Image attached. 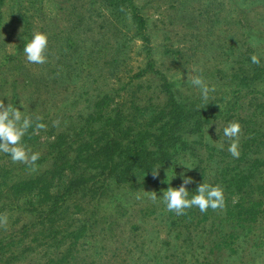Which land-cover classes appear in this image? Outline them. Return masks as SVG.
Returning a JSON list of instances; mask_svg holds the SVG:
<instances>
[{"label": "rangeland", "instance_id": "obj_1", "mask_svg": "<svg viewBox=\"0 0 264 264\" xmlns=\"http://www.w3.org/2000/svg\"><path fill=\"white\" fill-rule=\"evenodd\" d=\"M233 7L228 0H0V99L25 115L76 125L98 102L104 113L118 108L123 125L134 117L144 126L149 110H167L170 98L202 106L200 128L189 132L196 141L168 162L157 183L113 188L99 198L93 223L78 240L75 264H264V163L249 193L263 211L247 222L227 219V206L246 202L223 188V209L201 213L193 207L180 216L159 197L153 203L143 195L161 196L169 187L165 178L174 174L170 184L179 187L181 172L193 180L186 186L189 198L201 182L220 186L221 163L231 167L236 159L222 125L250 118L236 120L239 150L247 132L264 130V82L252 84L247 59L255 54L264 62V4H251L243 16ZM36 30L48 36L42 65L27 62L23 53ZM193 75L215 88L207 105L190 83ZM221 142L223 149L216 147ZM212 147L218 151L211 155ZM256 155L264 158V144ZM3 214L8 224L0 227V238L32 220L16 210ZM223 233L233 234V251L216 248ZM44 249L9 264L42 263Z\"/></svg>", "mask_w": 264, "mask_h": 264}, {"label": "trees", "instance_id": "obj_2", "mask_svg": "<svg viewBox=\"0 0 264 264\" xmlns=\"http://www.w3.org/2000/svg\"><path fill=\"white\" fill-rule=\"evenodd\" d=\"M228 1L234 4L239 16H243L242 10L251 4H264V0ZM138 22L141 27L142 20ZM248 70L252 73V84L264 82V62L251 64ZM169 102L167 110H149L151 116L144 126L134 117L123 125L118 108L114 114H109L112 107L104 113L101 108L104 104L98 102L76 125L64 124L58 117H43L40 122L46 128L34 130L37 117L30 116L33 127L22 143L33 151L42 145L45 152L36 161L35 170L13 163L9 155L0 153V214L16 210L30 215L32 220L0 238V261L14 263L36 247L44 246V262L38 264H75L78 240L93 223V211L99 198L109 197L113 188L139 190L157 183L168 162L187 152L189 142L196 141L192 134L200 128L198 115L202 106L176 102L173 98ZM57 120L59 125L54 126ZM236 120L250 122V118ZM263 139L264 130L247 132L240 145V157L233 166L220 162L223 166L220 186L230 195H243L241 198L246 202L238 201L226 207L225 215L231 221L247 222L255 213L263 211L249 194L260 171L258 166L264 163V158L261 160L256 155L258 147L264 144ZM210 151L212 155L218 150L212 147ZM45 160H48L46 164L37 166ZM158 167L154 178L151 170ZM229 238H233V234L223 233L216 248L233 251L230 245L233 240Z\"/></svg>", "mask_w": 264, "mask_h": 264}, {"label": "clouds", "instance_id": "obj_3", "mask_svg": "<svg viewBox=\"0 0 264 264\" xmlns=\"http://www.w3.org/2000/svg\"><path fill=\"white\" fill-rule=\"evenodd\" d=\"M47 48V34L36 30L32 33L31 38L24 43L23 53L27 62L42 65L47 62ZM250 60L252 64L260 65L261 61L257 55L253 54ZM193 71H195V69H193ZM190 83L200 90L201 99L205 102V105H207L209 93L214 92L215 88H210L200 75L191 76ZM22 107L24 106L22 105ZM41 119V117L36 118L34 130L46 128V125L40 122ZM58 125L59 121L57 120L54 122V126ZM32 127L33 119L30 116L25 115L24 112L9 99L7 104H5L4 99H0V153L9 155L13 163H22L31 166L33 170H35V164L40 158V153L31 151V149L27 148L22 143L23 137L28 132L29 128ZM222 132L224 138L229 141L228 152L234 158H238L240 155V123L236 120L229 121L226 125H222ZM216 147L223 149V142L216 145ZM183 166H185L186 169L192 168L187 165ZM159 167L155 170H151L154 178L158 175ZM174 175L170 178H165L169 183V187L162 189L163 194L161 196H157L155 191H145L143 195H146L153 203H156L159 197V202L165 205L166 210L175 213L177 216L184 215L186 210L193 207L198 208L201 213H206L209 209L215 211L225 207L224 193L221 186L201 182L198 184L195 194L189 198V191L186 186L193 182L192 177L186 176L181 172L180 176L182 183L179 187H172L170 182ZM136 198L140 199L141 193H137ZM7 224V215L0 214V227L7 226Z\"/></svg>", "mask_w": 264, "mask_h": 264}]
</instances>
